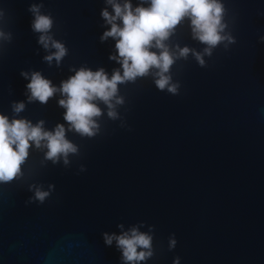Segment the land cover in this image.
I'll return each instance as SVG.
<instances>
[{"label":"water","instance_id":"95a60500","mask_svg":"<svg viewBox=\"0 0 264 264\" xmlns=\"http://www.w3.org/2000/svg\"><path fill=\"white\" fill-rule=\"evenodd\" d=\"M31 2L0 0L12 32L0 48V111L9 114L13 100L25 99L22 68L58 84L70 66L119 67L109 59L114 42L99 39L103 0H43L68 48L59 66L43 60ZM225 6L235 42L218 45L204 66L191 54L177 60V94L157 89L151 76L120 85V119L102 115L93 137L67 132L79 145L68 166L33 148L25 177L0 184V264H122L101 233L140 222L142 231L154 226L155 247L141 264H172L177 255L180 264H264V0ZM172 42L203 47L186 23ZM57 96L26 101L20 115L43 118L48 128L64 122ZM31 181L54 191L43 203L26 202ZM171 234L177 244L169 250Z\"/></svg>","mask_w":264,"mask_h":264},{"label":"clouds","instance_id":"9594fccd","mask_svg":"<svg viewBox=\"0 0 264 264\" xmlns=\"http://www.w3.org/2000/svg\"><path fill=\"white\" fill-rule=\"evenodd\" d=\"M100 16L104 30L100 41L109 38L114 42V51L109 59L118 63L111 73L103 66L95 69L81 65L70 66V74L54 83L39 69H20L25 78V99L11 102V114L0 111V184L25 177L24 165L30 150L42 149L43 158L53 164H70V157L79 154V145L70 139L67 132L81 137H93L101 130L99 118L107 115L112 120L121 118L119 106L125 103L120 85L134 83L138 78L152 77L157 89L177 94L180 81L173 79L172 66L177 60H187L189 54L204 66L205 57H210L218 45L225 49L235 42L225 19V0H103ZM43 0L29 3L31 29L37 33V43L45 49L43 60L49 65L55 61L59 66L68 53L65 43L54 35V17L42 11ZM6 12L0 7V48L11 41L12 32L4 27ZM187 24L191 38L203 47L196 49L187 44L172 42L177 27ZM264 41V34L258 36ZM58 106L63 108V121L51 128L45 127L43 118L35 120L20 115L26 101L46 104L56 94ZM103 105L104 107H101ZM84 170V165L80 166ZM31 195L26 202L43 203L54 191V185L31 181L27 184ZM140 224L127 229L118 224L117 232H102L103 242L120 252L122 264H141L155 254L153 225L142 231ZM175 234L169 235L167 248H175ZM174 256L172 264H180Z\"/></svg>","mask_w":264,"mask_h":264}]
</instances>
